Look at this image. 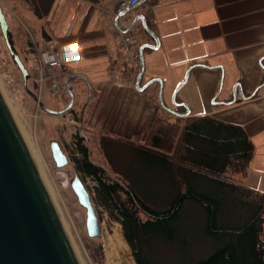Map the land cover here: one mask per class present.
<instances>
[{
    "label": "trees",
    "instance_id": "trees-1",
    "mask_svg": "<svg viewBox=\"0 0 264 264\" xmlns=\"http://www.w3.org/2000/svg\"><path fill=\"white\" fill-rule=\"evenodd\" d=\"M25 1L42 18L54 0ZM95 133L105 165L91 160L78 133L75 169L95 181L92 200L119 220L135 264H264V194L242 182L255 151L242 126L189 115L153 120L143 143L139 134ZM112 145L128 152L129 177L112 164ZM186 205L193 217L186 216ZM198 243L203 249L197 254ZM157 248L174 251L169 262Z\"/></svg>",
    "mask_w": 264,
    "mask_h": 264
},
{
    "label": "crops",
    "instance_id": "crops-1",
    "mask_svg": "<svg viewBox=\"0 0 264 264\" xmlns=\"http://www.w3.org/2000/svg\"><path fill=\"white\" fill-rule=\"evenodd\" d=\"M118 1L113 0V6L107 11L105 0L99 4L80 0L79 2L89 4L101 12L103 22H94L86 27L91 22L89 18L88 24L80 27L87 21L88 15L75 12L78 26L59 32L48 24L55 0L42 18L36 17L30 8L39 21L46 22V28L42 26V48L33 38L31 44L37 45L36 48L42 51L50 41L56 47L76 43L80 60L74 68L69 67L67 81L82 77V80L90 84L91 91L95 92L99 105L105 100L109 101L108 108L117 105L110 113L109 124H103L101 120V116L106 117L108 108L104 115L100 114V118L95 112L85 118L84 110L83 124L90 131H103L126 138L135 114L133 120H125L126 101L123 97L129 92L128 88H134L128 84L131 73L136 72V82L141 68L133 70L132 61L119 45V39L121 35L128 34L137 51L141 45H155V40L143 31L140 22L134 26L141 29L139 39L133 38L130 32L133 28L124 33L132 20L142 15L152 27L159 43L158 51H143V74L147 65H152L156 58L168 65L180 66L177 81H180L189 67L186 82L191 75L197 83L203 105L201 110L192 113L193 116L210 115L223 122L240 125L250 137L255 151L242 182L247 186L251 185L253 173L264 174V0H146L122 16L115 12ZM153 51L156 52L150 54ZM155 76L157 74L151 72L150 80ZM225 78L227 85L224 96L218 99L219 102L211 103V98L220 94L222 79ZM234 83L240 84L242 97L237 94L236 100L231 102ZM228 102L229 104H223Z\"/></svg>",
    "mask_w": 264,
    "mask_h": 264
},
{
    "label": "rangeland",
    "instance_id": "rangeland-1",
    "mask_svg": "<svg viewBox=\"0 0 264 264\" xmlns=\"http://www.w3.org/2000/svg\"><path fill=\"white\" fill-rule=\"evenodd\" d=\"M79 1L55 0L50 13V22L48 23L50 28L54 26L57 29L56 31L59 32L69 30L75 25L78 26V16L75 15V12L88 15L87 21L81 24L80 27H85L88 24L89 18L91 22L86 27L91 26L94 22L100 24L103 22L101 12L96 8L90 7L89 4ZM106 3L108 11L113 6V0H105ZM0 6L11 29L13 42L15 43L14 47L30 74V78L27 81V88L35 95L37 101L25 91L21 74L16 65L12 63L1 34L0 93L14 117L15 123L22 134L28 150L32 153L40 178L43 180L50 194L51 200L61 218L60 220L80 264H135L132 252L123 238L119 220L110 214L104 206L94 201V199L92 200L94 198L96 183L88 177L82 178V175L75 169V162L73 160L79 157L74 138L76 134L80 133L85 136V144L90 150L91 160L95 163L105 165L104 156L98 146L97 133H95V130L90 131L88 127H84L82 125V118L84 110L85 118L94 112L100 118V114L104 115L106 113L109 101L105 100L106 103L104 102L99 105L94 91H91V96L89 97L88 88L91 87L90 84L82 79H75L70 84L71 92L74 96L72 110L61 116H53L43 112L39 107V103L51 110H62L69 103V97L65 89L67 74L58 75V91H52L50 88V80H48V71L41 72L35 65L38 57L37 54L39 55V49L36 48L37 45L31 44V40L32 38L35 39L42 48V45H40L43 32L42 26L45 29L46 22L44 20L39 21L33 15L30 9L31 6L25 0H0ZM107 17H109L108 12ZM140 31L141 29L137 28V26L130 31L135 40L140 38ZM156 51L150 52V54ZM144 54L146 55V53ZM75 64H70V69ZM180 70L179 65H168L162 59L156 58L152 65H147L141 79V86L150 81V73L153 72L157 76L152 77V79L156 78L162 82L161 89L159 87L158 90V83L151 84L143 92H138L135 88H128L129 92L123 97V100L126 101L124 112L127 116L125 120L128 122L133 120L132 117L134 114L135 119L125 135L126 138H132L134 135L139 134V140L143 143L146 138L148 125L153 120L157 118L169 121H176V118L183 119L182 115L185 113L186 108L179 107L181 112L172 113L176 107L173 103L175 94L177 103L185 105L190 110V116H193V112L203 108L197 83L191 75L188 77L184 86L175 93L184 81L189 67L182 75L180 81H177V75L180 73ZM53 72L59 74L55 69ZM226 85L227 78L222 79L220 94L217 97L211 98V103L213 100L214 102H219L218 99L224 96ZM237 85L240 86L238 83L233 84L231 93H233V89ZM160 90L162 95L161 104L158 98ZM116 106L114 105V107L108 108L109 111L106 117L101 116L103 124H109L112 111ZM52 141L59 144L68 160V164L63 168H57L55 166L50 151V143ZM112 147L113 145L107 150L112 164L117 170L123 173L125 172L127 174L126 176L129 177L126 172L129 157L128 152L119 146ZM75 175L82 180L90 194L102 233L100 238H90L87 235L85 210L78 203L70 187V180ZM253 175V181L249 187L264 194V174L256 172ZM185 210L187 213L186 216L193 217L192 214L194 213L191 205H186ZM107 240L110 245L107 244ZM202 249V244L198 243L194 245V251L197 254L198 252L201 253ZM173 252L169 248H157V253L164 262L170 261Z\"/></svg>",
    "mask_w": 264,
    "mask_h": 264
},
{
    "label": "water",
    "instance_id": "water-1",
    "mask_svg": "<svg viewBox=\"0 0 264 264\" xmlns=\"http://www.w3.org/2000/svg\"><path fill=\"white\" fill-rule=\"evenodd\" d=\"M146 0H142L143 3ZM125 9L120 16L133 10ZM140 22L143 31L155 40V45H141V72L137 77L135 89L143 92L153 83H158L160 89L162 82L159 79H152L145 85L140 86L144 70L143 51L145 49L157 50L159 43L156 36L148 29L145 17L136 16L130 26L124 31L128 32ZM117 26V23H115ZM0 32L6 46L7 52L14 65L18 68L25 91L35 100L37 98L27 88V81L30 74L22 63L18 52L14 47L11 29L6 20L5 14L0 7ZM74 77L65 84L66 93L69 97L68 105L62 110H51L39 103L40 109L46 114L61 116L68 113L74 104V96L70 84ZM187 78V75H186ZM186 79L178 87L175 93L185 84ZM36 88V86H34ZM240 86L233 89L232 101L237 94L242 97ZM89 97L91 87L88 88ZM173 103L181 106L175 101ZM159 103H162L161 90ZM215 104L214 100L212 101ZM223 104H229L223 103ZM184 106V105H183ZM185 107V106H184ZM186 108L182 117L190 115ZM173 113H175L173 111ZM50 151L57 168H63L68 160L55 141L50 143ZM70 187L77 198L78 203L85 210V227L88 237L100 238L102 236L99 221L96 215L89 192L82 180L75 175L70 180ZM0 264H80L73 248L66 236L62 224L53 207L46 188L40 178L36 165L30 152L18 130V127L6 106L0 93Z\"/></svg>",
    "mask_w": 264,
    "mask_h": 264
},
{
    "label": "built area",
    "instance_id": "built-area-1",
    "mask_svg": "<svg viewBox=\"0 0 264 264\" xmlns=\"http://www.w3.org/2000/svg\"><path fill=\"white\" fill-rule=\"evenodd\" d=\"M3 1V0H2ZM140 0H119L118 8L115 12L119 13L121 8H130L136 6ZM119 45L124 49L125 53L132 61V68L134 71L140 69V57L139 53L132 42V38L128 35H121L119 39ZM37 60L35 65L39 71H48L50 80V88L52 91H58V75L67 74L69 65L74 64L80 60L79 47L76 43H65L56 47L53 42H48L42 51L37 54ZM59 72H53V70ZM56 73V74H55ZM136 72H132L129 77V83L131 86L135 84L134 75Z\"/></svg>",
    "mask_w": 264,
    "mask_h": 264
},
{
    "label": "bare ground",
    "instance_id": "bare-ground-1",
    "mask_svg": "<svg viewBox=\"0 0 264 264\" xmlns=\"http://www.w3.org/2000/svg\"><path fill=\"white\" fill-rule=\"evenodd\" d=\"M4 99V98H3ZM5 101V100H4ZM6 103V102H5ZM6 106H7V104H6ZM8 107V106H7ZM9 109V108H8ZM10 111V110H9ZM11 113V112H10ZM11 115H12V113H11ZM12 117H13V115H12ZM13 119H14V117H13ZM15 121V120H14ZM19 130V129H18ZM20 131V130H19ZM20 134H21V132H20ZM22 135V134H21ZM23 138V137H22ZM24 140V139H23ZM25 142V141H24ZM26 144V143H25ZM30 152V151H29ZM30 155H31V157H32V153H30ZM32 159H33V157H32ZM34 161V160H33ZM42 182H43V180H42ZM43 184H44V182H43ZM45 186V185H44ZM46 188V187H45ZM46 191H47V189H46ZM47 193H48V195H49V197H50V194H49V192L47 191ZM50 200H51V197H50ZM51 202H52V200H51ZM52 204H53V207H54V209H55V211H56V208H55V206H54V203L52 202ZM56 213H57V216H58V218H59V220L61 219L60 218V216H59V214H58V212L56 211ZM60 222H61V220H60ZM61 224H62V222H61ZM62 227H63V229H64V231H65V233H66V230H65V228H64V226H63V224H62ZM66 236L68 237V235H67V233H66ZM107 239H108V237H106ZM68 240H69V237H68ZM69 242H70V240H69ZM71 244V243H70ZM107 244L108 245H110V243L108 242V240H107ZM72 246V245H71ZM73 248V247H72ZM73 251H74V249H73ZM76 255V254H75ZM77 257V256H76ZM78 259V258H77ZM111 260V259H110ZM79 261V260H78ZM80 263V262H79Z\"/></svg>",
    "mask_w": 264,
    "mask_h": 264
}]
</instances>
